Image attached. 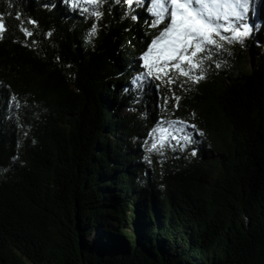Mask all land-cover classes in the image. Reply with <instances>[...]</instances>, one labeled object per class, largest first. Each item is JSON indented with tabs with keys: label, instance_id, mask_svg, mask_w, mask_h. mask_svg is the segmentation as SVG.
<instances>
[{
	"label": "trees",
	"instance_id": "trees-1",
	"mask_svg": "<svg viewBox=\"0 0 264 264\" xmlns=\"http://www.w3.org/2000/svg\"><path fill=\"white\" fill-rule=\"evenodd\" d=\"M84 6L0 0V264H264V28L199 83L137 89L158 29ZM161 117L196 143L149 152Z\"/></svg>",
	"mask_w": 264,
	"mask_h": 264
},
{
	"label": "snow or ice",
	"instance_id": "snow-or-ice-1",
	"mask_svg": "<svg viewBox=\"0 0 264 264\" xmlns=\"http://www.w3.org/2000/svg\"><path fill=\"white\" fill-rule=\"evenodd\" d=\"M68 2L74 8H81L82 5L96 6L91 9L84 6L82 10L99 20L102 16L99 8L105 0H68ZM113 4L126 6L124 15H131L134 21L140 19L137 10L143 8L150 17L146 21L148 27L158 29V33L150 39L139 57L144 71L131 81L137 89H144L146 85L152 87L153 80L174 85L179 77L185 78L179 83L181 88L188 81L199 83L209 72L208 61H213V57L219 56L222 52L231 55L225 44L243 45L245 39L254 30L259 31L264 27V19L258 23H250V19L264 13V0H113ZM16 19L20 20L21 17L17 15ZM27 23L35 24V21L28 20ZM6 30V19L0 15V38H3ZM96 30L97 25L92 24L89 34L94 36ZM21 31L27 37L33 35L23 23ZM48 35L50 36L51 33ZM32 43L35 44L36 41L33 40ZM215 67L220 68L221 64L216 62ZM173 73L177 75L174 76ZM155 87L158 93L160 85L157 84ZM128 90L130 89H126ZM171 99L176 102L172 105L173 109H178L181 97L173 91ZM12 100H15V97ZM168 101L169 97L165 95L164 111H167ZM16 106L19 107L18 104ZM188 127L195 130L196 125L189 126L186 121L178 118L161 117L154 123L148 133V139L145 140L146 146L151 142L147 150L158 152L162 156L166 147L175 149L179 146L183 150L186 145L195 144L193 134L186 130ZM192 155H196L195 148L192 150Z\"/></svg>",
	"mask_w": 264,
	"mask_h": 264
},
{
	"label": "rangeland",
	"instance_id": "rangeland-1",
	"mask_svg": "<svg viewBox=\"0 0 264 264\" xmlns=\"http://www.w3.org/2000/svg\"><path fill=\"white\" fill-rule=\"evenodd\" d=\"M258 13H260V8H259V6H258ZM259 19L261 20V19H264V13H260L257 17H256V20L257 21H259ZM250 22H251V20H250ZM264 28V27H263ZM260 39V41L257 43V50L255 51V52H253L256 56H254V54L253 53H250V56L252 57V59L254 58V57H258V52L260 51V50H262L263 48H264V29H263V31H262V38H259ZM257 42V41H256Z\"/></svg>",
	"mask_w": 264,
	"mask_h": 264
}]
</instances>
